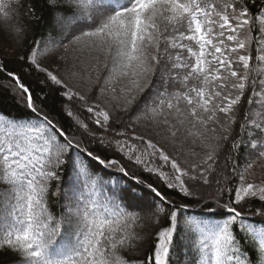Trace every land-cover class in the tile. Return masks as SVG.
<instances>
[{"label": "snow or ice", "instance_id": "snow-or-ice-1", "mask_svg": "<svg viewBox=\"0 0 264 264\" xmlns=\"http://www.w3.org/2000/svg\"><path fill=\"white\" fill-rule=\"evenodd\" d=\"M44 8L0 57L4 264H264V4Z\"/></svg>", "mask_w": 264, "mask_h": 264}, {"label": "trees", "instance_id": "trees-1", "mask_svg": "<svg viewBox=\"0 0 264 264\" xmlns=\"http://www.w3.org/2000/svg\"><path fill=\"white\" fill-rule=\"evenodd\" d=\"M25 5H34L35 6V14L30 16L27 14V7H24L20 10V16L18 18V22H20L22 25H27L28 26V32H27V38L24 41V45L21 48H16L15 44L12 41V38L9 37L8 39L4 38V33L2 30H0V44L2 45L0 48V57H5V58H9L12 57L14 55H18L21 52L24 51L25 48L28 47V43L29 41H31V39L33 37L35 38H39V33L42 31V27H43V21H38L36 17L43 15V13L46 11V9L44 8V4H45V0H24ZM261 4H264V0H256V4L252 5L251 4V0H249V5L251 8H259V6ZM259 28V24L256 25V29L258 30ZM0 29H2V25H0ZM253 35H256V31L253 32ZM13 44L15 47L14 49L10 48V45L8 44ZM5 45V46H4ZM251 54H252V66L255 68H263L262 64H259L256 60V45L255 43H253L252 45V49H251ZM9 103H11L9 101ZM242 119L238 120L237 124L234 125V130L237 134H239L240 129H239V124L242 123ZM261 172L258 171V175ZM262 176V175H261ZM53 207L59 211V206L58 204H54ZM158 227V226H157ZM129 255H138L137 253H129ZM253 258L255 259V255H253ZM6 259H10V257H3L0 256V264H4V261Z\"/></svg>", "mask_w": 264, "mask_h": 264}, {"label": "rangeland", "instance_id": "rangeland-1", "mask_svg": "<svg viewBox=\"0 0 264 264\" xmlns=\"http://www.w3.org/2000/svg\"><path fill=\"white\" fill-rule=\"evenodd\" d=\"M19 24H21V23L19 22ZM21 25H22V24H21ZM8 45H10V48H11V49H14V50H15V47H14L13 44L10 43V44H8ZM1 46H2V45L0 44V48H1ZM4 46H5V45H4ZM263 68H264V65H263ZM259 175L264 176V173H260Z\"/></svg>", "mask_w": 264, "mask_h": 264}]
</instances>
